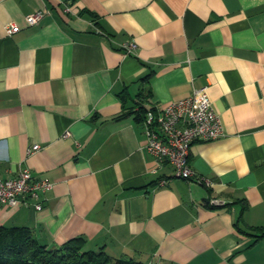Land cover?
Wrapping results in <instances>:
<instances>
[{
  "label": "crops",
  "instance_id": "obj_1",
  "mask_svg": "<svg viewBox=\"0 0 264 264\" xmlns=\"http://www.w3.org/2000/svg\"><path fill=\"white\" fill-rule=\"evenodd\" d=\"M204 87L222 135L192 142L179 178L134 111ZM24 168L52 186L0 203V225L49 247L83 236L146 264H264V0H0V176Z\"/></svg>",
  "mask_w": 264,
  "mask_h": 264
},
{
  "label": "built area",
  "instance_id": "obj_2",
  "mask_svg": "<svg viewBox=\"0 0 264 264\" xmlns=\"http://www.w3.org/2000/svg\"><path fill=\"white\" fill-rule=\"evenodd\" d=\"M43 13L42 10H35L27 14V24H36ZM5 27L9 35L20 29L15 22H9ZM135 47L134 42L123 44L126 53H130ZM205 89H194L187 97L170 101L157 109L152 106L145 112V148L158 159L168 161L173 167L174 175L179 178L187 179L194 173L189 163L191 143L195 140H212L222 135L220 115L214 109ZM39 147L35 144L27 151L31 153ZM197 180L209 184V180L203 177ZM51 186L52 183L47 178L33 176L28 168L21 169L15 176H0V203L17 206L20 202H26L27 197L38 199ZM209 203L222 204L216 198L210 199ZM34 207L41 209V201L35 202Z\"/></svg>",
  "mask_w": 264,
  "mask_h": 264
},
{
  "label": "trees",
  "instance_id": "obj_3",
  "mask_svg": "<svg viewBox=\"0 0 264 264\" xmlns=\"http://www.w3.org/2000/svg\"><path fill=\"white\" fill-rule=\"evenodd\" d=\"M146 110L140 105L135 118L143 122ZM85 244L83 236H75L49 247L27 225H0V264H146L132 257L109 255L103 247L88 249Z\"/></svg>",
  "mask_w": 264,
  "mask_h": 264
}]
</instances>
